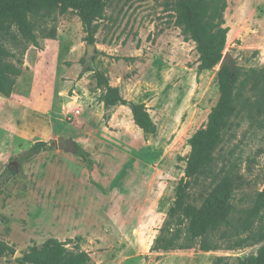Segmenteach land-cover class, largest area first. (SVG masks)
Instances as JSON below:
<instances>
[{
  "label": "rangeland",
  "instance_id": "374dc122",
  "mask_svg": "<svg viewBox=\"0 0 264 264\" xmlns=\"http://www.w3.org/2000/svg\"><path fill=\"white\" fill-rule=\"evenodd\" d=\"M227 4L234 112L189 177L188 140L207 126L223 78L220 63L199 71L177 0H103L87 68L76 10L0 8L1 60L23 68L12 97L0 93V264H39L50 239L90 264H264V241L227 248L264 222L249 212L264 189V0ZM120 97L144 103L157 132L146 134ZM39 142L48 146L31 151ZM225 202L234 209L210 227Z\"/></svg>",
  "mask_w": 264,
  "mask_h": 264
},
{
  "label": "trees",
  "instance_id": "16d2710c",
  "mask_svg": "<svg viewBox=\"0 0 264 264\" xmlns=\"http://www.w3.org/2000/svg\"><path fill=\"white\" fill-rule=\"evenodd\" d=\"M50 1L58 3L63 10H76L81 17V20L87 31L86 41L88 44H95V22L99 17V10L103 0H0V8L5 7L10 16L17 14L29 7L38 3ZM182 7L188 10L186 32L191 34V38L198 43L201 51L199 71L209 70L216 64L220 63L227 44L228 33L230 27L227 25L224 12L227 8V0H177ZM206 12H210L206 17ZM205 17L207 18L204 21ZM3 50L0 48V93L6 97H12L17 79L22 75L23 68L14 62H5L1 60ZM221 97L217 105L213 108L209 115L208 124L205 128L198 130L188 143L192 147L191 156L189 158L186 176L193 174L196 166L205 161L210 156V151L214 150L215 146L221 142L222 129L228 119L233 115L234 106V89L239 77V72L230 66L221 68ZM106 105L121 103L131 107L135 123L144 130L146 134H155L157 125L153 121L148 108L144 103H134L125 98L120 97L116 103L110 102V99L105 100ZM48 143L39 142L35 144L31 151H40L47 147ZM183 186L178 189V197L181 195ZM258 204L249 212L253 216H258L260 211L264 213V189L259 192ZM234 206L229 203H222L219 207L216 217L209 216L210 227L219 221L227 220L228 211L233 210ZM178 210V204L172 208L173 215ZM222 214H226L222 217ZM264 219V216H263ZM205 220V219H204ZM192 224V223H191ZM193 226V224H192ZM194 227V226H193ZM206 225L202 224L200 234H204ZM195 228V227H194ZM249 235L241 237L234 244L229 245L228 249H235L242 246L245 242L259 243L264 241V222L258 229L250 228ZM197 230V229H194ZM197 235V236H198ZM196 236V235H195ZM217 246L212 245L210 241L203 243V249L209 251ZM172 248H175L174 246ZM65 244L55 239H50L46 243V256L41 258L39 264H90L91 258L86 251H78L71 256H67ZM241 264H260L255 256H252L248 261L240 259ZM214 264H230L229 258L220 257Z\"/></svg>",
  "mask_w": 264,
  "mask_h": 264
},
{
  "label": "water",
  "instance_id": "95a60500",
  "mask_svg": "<svg viewBox=\"0 0 264 264\" xmlns=\"http://www.w3.org/2000/svg\"><path fill=\"white\" fill-rule=\"evenodd\" d=\"M96 46L95 44H88L87 45V52L85 55V64L84 66L87 68L92 64L93 61V57L96 53ZM220 66H230L231 69L235 68V62L234 60L231 58V55L229 53H225L221 62H220ZM69 98H66V101H68ZM58 144L59 147L64 148V149H71L72 148V143L69 140L64 139L63 137H59L58 139Z\"/></svg>",
  "mask_w": 264,
  "mask_h": 264
},
{
  "label": "built area",
  "instance_id": "2783aa9c",
  "mask_svg": "<svg viewBox=\"0 0 264 264\" xmlns=\"http://www.w3.org/2000/svg\"><path fill=\"white\" fill-rule=\"evenodd\" d=\"M73 113H74L75 115H76V114H80V109H78V108L75 109Z\"/></svg>",
  "mask_w": 264,
  "mask_h": 264
},
{
  "label": "crops",
  "instance_id": "0c3cea01",
  "mask_svg": "<svg viewBox=\"0 0 264 264\" xmlns=\"http://www.w3.org/2000/svg\"><path fill=\"white\" fill-rule=\"evenodd\" d=\"M130 111H131V114H132L131 116L133 117V113H132V110H130Z\"/></svg>",
  "mask_w": 264,
  "mask_h": 264
}]
</instances>
